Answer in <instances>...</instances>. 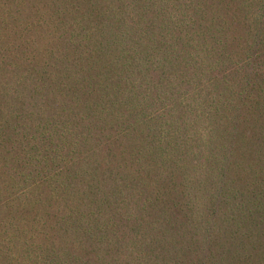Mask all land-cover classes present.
<instances>
[{
    "label": "trees",
    "instance_id": "obj_1",
    "mask_svg": "<svg viewBox=\"0 0 264 264\" xmlns=\"http://www.w3.org/2000/svg\"><path fill=\"white\" fill-rule=\"evenodd\" d=\"M0 264H264V0H0Z\"/></svg>",
    "mask_w": 264,
    "mask_h": 264
}]
</instances>
